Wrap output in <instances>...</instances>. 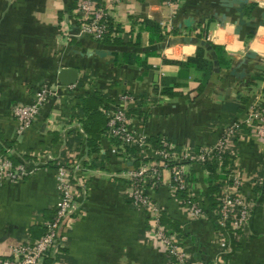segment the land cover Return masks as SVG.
I'll list each match as a JSON object with an SVG mask.
<instances>
[{"label":"crops","instance_id":"1","mask_svg":"<svg viewBox=\"0 0 264 264\" xmlns=\"http://www.w3.org/2000/svg\"><path fill=\"white\" fill-rule=\"evenodd\" d=\"M217 1L188 0V9L197 7L193 15L200 19L228 12L231 23L214 31L207 28L209 20L202 24L214 33L207 38L213 47L207 40L197 43L188 36L184 41L168 33L163 21L170 13L162 0H99L116 27L107 41L79 34L77 0H0V155L10 149L13 162L24 160L28 172L0 187V257L43 234L58 200L56 166L79 161L78 178L86 180L85 189L73 185L79 215L64 232V247L51 264H173L150 233L147 213L128 197L132 154L121 152L103 127L97 136L92 133L89 115L98 113L105 123L110 106L128 94L138 129L198 150L213 145L233 121L243 123L249 112H257L252 127L242 126L230 141V153L215 161L214 169L197 161L183 165L190 181L188 199L209 211L234 162L242 194L254 204L242 229L223 232L211 214L192 218L184 199L169 189L167 172L151 196L189 263L264 264V126L259 129L264 117V0H245L252 7L242 17L250 24L235 35L237 12ZM232 1L234 6L241 2ZM146 20L161 25L162 40H149ZM243 31L253 34L249 49L259 54H242ZM198 45L208 72L181 70L176 61L194 56ZM62 76L73 79L75 88L69 89ZM42 83L58 99L51 95L30 127L17 135L11 107L28 102Z\"/></svg>","mask_w":264,"mask_h":264},{"label":"built area","instance_id":"2","mask_svg":"<svg viewBox=\"0 0 264 264\" xmlns=\"http://www.w3.org/2000/svg\"><path fill=\"white\" fill-rule=\"evenodd\" d=\"M171 3V0H167ZM77 20L79 34H86L94 40L102 41L106 36L112 38L116 34V27L111 20L108 8L99 0H77ZM69 89L75 88V83L68 84ZM52 93L47 83H42L38 90L31 95L26 103L15 104L11 107L12 116L16 120V134H22L35 121L42 106ZM132 96L122 94L117 102L106 112L105 132L118 142L121 152L132 154L130 161L133 167L126 171L129 182L128 197L132 203L144 210L151 220L150 233L158 238L168 253L173 264H191L183 245L168 228L160 223L162 212L156 204L151 192L165 183L164 173H168L167 185L172 192L180 190L188 192L190 181L183 165L190 161L204 163L211 158L222 162L228 155L230 141L240 132L242 126L252 127L253 121L258 119L257 112H249L244 122L233 121L211 146L196 149L184 143L179 147L163 135L149 137L134 124L135 117L131 113L129 103ZM259 129L264 126V117H260ZM11 150L0 155V187L8 182L22 180L28 175L25 161L14 163ZM81 162L69 164L58 163L56 166V189L58 200L54 207L52 219L45 222L44 232L38 238L15 244L9 254L0 257V264H51L61 253L67 236L64 232L71 229L75 218L79 215L77 193L73 185L79 184L85 189L86 180L81 175ZM220 192L216 196V204L209 211L200 207L189 199L181 200L189 207L192 218L206 217L211 214L222 231L235 233L247 225L253 215L254 204L251 198L242 194L241 175L234 162H230L226 177L221 180ZM223 246L227 245L225 239Z\"/></svg>","mask_w":264,"mask_h":264},{"label":"rangeland","instance_id":"3","mask_svg":"<svg viewBox=\"0 0 264 264\" xmlns=\"http://www.w3.org/2000/svg\"><path fill=\"white\" fill-rule=\"evenodd\" d=\"M241 2H237L236 6H234V2L232 0H218V4L226 9V11H230L231 9L237 12V19L235 20V29L233 30V35L239 34V28L241 30L244 27H249V22L246 18L242 17V13H248L250 8L252 7L250 4H247L245 0H240ZM162 5L169 8V19L163 21L164 27H166V31L171 33V35H179L182 37V40L188 41V36H193V40L197 41V43H201L204 40H207L208 36L213 37L214 33L209 34V30H205V27H202V24L209 20L207 24V28L214 31L217 27H221L225 25V23H231L230 17L227 19V13H223L222 16H217L214 14L209 15L208 17H204L203 19L194 17L193 10L189 7L188 9V0H171V3H168L167 0H162ZM244 8V10H243ZM215 13V12H214ZM214 16V17H213ZM216 23V24H215ZM259 22H257L258 24ZM255 24V23H254ZM245 39V48L242 54H245L247 57H253L259 53L252 51L253 49H249V45L251 41H247L250 37H253L252 33H247L245 31L240 32ZM244 34V35H243ZM168 37V36H167ZM257 41L260 39V34L256 36ZM253 39V38H252ZM209 40H207L208 42ZM256 41V42H257Z\"/></svg>","mask_w":264,"mask_h":264},{"label":"trees","instance_id":"4","mask_svg":"<svg viewBox=\"0 0 264 264\" xmlns=\"http://www.w3.org/2000/svg\"><path fill=\"white\" fill-rule=\"evenodd\" d=\"M145 30L148 31L149 33V40L152 41V40H162L164 35H165V32L162 31V27L161 25L158 23V22H155V21H149V20H146L145 21ZM107 39L109 40L110 37L106 36L103 41H107ZM209 44H211V42H208ZM213 47H214V44H211ZM177 64L179 65L180 69L181 70H187L188 67H195V68H198L199 70H203L204 72H208V64L209 62L207 61V59L204 57V49L202 46H197L196 47V50H195V54L194 56H190V57H187L186 60L184 61H176ZM90 119L93 120V124H94V127L95 129L92 130V133H93V136H97L98 134V129L102 128V132L103 130L106 128L105 124H106V119H105V123H104V120L102 119V117L100 115H98V113H91L89 115ZM103 122V123H102ZM227 155L224 156V159L226 158ZM207 161H210V164L207 163ZM206 163L207 167L212 170L214 169V163H215V158H211L209 160H207ZM189 178V177H188ZM176 195L178 197H182V199H188V193L186 190H180L176 193ZM190 200V199H189ZM216 204V202H214V204H211L212 207H214ZM160 223L165 226L166 224H164L162 221H160ZM165 227H168L170 228L168 225H166ZM50 263H52L51 261H49Z\"/></svg>","mask_w":264,"mask_h":264},{"label":"water","instance_id":"5","mask_svg":"<svg viewBox=\"0 0 264 264\" xmlns=\"http://www.w3.org/2000/svg\"><path fill=\"white\" fill-rule=\"evenodd\" d=\"M64 74H69L70 72H68V71H64L63 72ZM64 84H66V85H68V84H71V83H74L73 82V79H68V78H64L63 76H62V80H61Z\"/></svg>","mask_w":264,"mask_h":264}]
</instances>
